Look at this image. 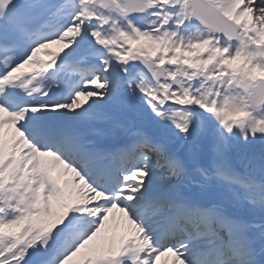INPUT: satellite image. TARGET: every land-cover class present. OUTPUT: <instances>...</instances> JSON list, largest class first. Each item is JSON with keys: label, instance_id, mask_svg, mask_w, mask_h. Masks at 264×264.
<instances>
[{"label": "snow or ice", "instance_id": "obj_1", "mask_svg": "<svg viewBox=\"0 0 264 264\" xmlns=\"http://www.w3.org/2000/svg\"><path fill=\"white\" fill-rule=\"evenodd\" d=\"M0 264H264V0H0Z\"/></svg>", "mask_w": 264, "mask_h": 264}, {"label": "bare ground", "instance_id": "obj_2", "mask_svg": "<svg viewBox=\"0 0 264 264\" xmlns=\"http://www.w3.org/2000/svg\"><path fill=\"white\" fill-rule=\"evenodd\" d=\"M61 47H62V46H60V45H54V46H51L50 48L59 51ZM50 48H49V49H50ZM38 56H39V57H45V55H44V51H42L41 53H39ZM117 220H119V217H117Z\"/></svg>", "mask_w": 264, "mask_h": 264}]
</instances>
